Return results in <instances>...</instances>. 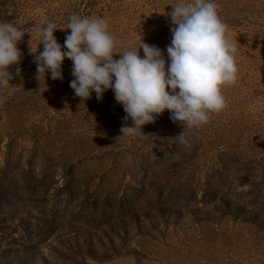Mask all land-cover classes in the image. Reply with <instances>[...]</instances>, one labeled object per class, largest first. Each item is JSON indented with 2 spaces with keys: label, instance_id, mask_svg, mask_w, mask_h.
<instances>
[{
  "label": "rangeland",
  "instance_id": "1",
  "mask_svg": "<svg viewBox=\"0 0 264 264\" xmlns=\"http://www.w3.org/2000/svg\"><path fill=\"white\" fill-rule=\"evenodd\" d=\"M178 2L0 0V20L25 32L0 89V264H264V0H215L237 79L223 110L186 128L187 145L167 110L122 136L111 89L81 100L71 60L62 80L33 63L43 51L33 27L55 23L66 50L77 14L106 21L114 59L143 38L167 66Z\"/></svg>",
  "mask_w": 264,
  "mask_h": 264
},
{
  "label": "clouds",
  "instance_id": "2",
  "mask_svg": "<svg viewBox=\"0 0 264 264\" xmlns=\"http://www.w3.org/2000/svg\"><path fill=\"white\" fill-rule=\"evenodd\" d=\"M172 8L166 14L173 25L171 43L166 48L167 66L164 52L143 38L138 44L129 41V50L114 59L118 54L116 41L106 21L73 14L67 25L71 31L64 40L66 50L54 36L58 29L55 23L33 27L43 45V51L33 58L37 73H50L51 79L62 80V64L67 58L73 64L70 87L81 100L90 99L95 92L100 101L106 91H113L126 113L122 136L142 132L144 125L154 123L167 110L170 119L184 128L174 140L187 145L186 128L206 124L210 114L227 106L222 88L236 82L238 49L226 36L228 25L220 19L215 0H179ZM24 35L11 22L0 20V89L10 86L13 76L9 67L21 61L17 45ZM31 41L32 36L30 48ZM129 119L132 126L127 124Z\"/></svg>",
  "mask_w": 264,
  "mask_h": 264
}]
</instances>
